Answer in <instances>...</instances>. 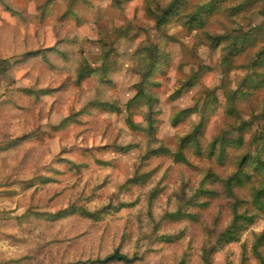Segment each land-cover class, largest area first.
I'll return each mask as SVG.
<instances>
[{
	"label": "rangeland",
	"instance_id": "1",
	"mask_svg": "<svg viewBox=\"0 0 264 264\" xmlns=\"http://www.w3.org/2000/svg\"><path fill=\"white\" fill-rule=\"evenodd\" d=\"M170 1L130 0L116 6L112 0H0V60L11 70L0 73V264H89L116 250L138 253L140 259L132 264H204L201 249L211 253L210 264H238L241 247L249 251L253 236L264 232V212L251 198L252 187L264 181V171L256 164L246 172L250 181L234 189L238 209L256 218L238 243L216 247L229 219L231 199L223 192L222 180L234 171L232 164L192 154L189 167L152 158L146 166L151 169L149 180L133 184L138 149L124 152L113 146L121 144L118 131L127 141L141 140L127 127L128 114L124 108L118 115L85 110L95 96H116L125 104L134 95L141 79L133 70V53L148 41L170 54V67L157 78L153 93L160 111L156 136L166 147L172 149L177 136L186 134L200 117L194 114L173 124L174 114L191 107L200 110L205 98L220 111L230 99L241 106L243 116L264 113L261 88L249 94L242 84L250 73L241 66L245 56L237 62L228 59L223 46L213 48L199 29L188 31L175 20L162 31L155 29L146 8ZM198 5L200 0H187L181 11L193 12ZM256 11L257 5L249 28L260 26ZM223 22L214 16L211 34H222ZM104 44L114 51L103 65ZM82 59L101 74L86 73L77 81ZM187 80L192 87L174 97ZM239 87L246 97L236 92ZM145 109L143 104L135 106V123H142ZM219 120L208 117V136ZM239 152L230 151L229 157ZM206 175L211 176L204 179ZM183 186L207 207L195 210L197 222L162 225V233L184 229L180 240L152 245V225L148 227L145 218L150 191L159 190L152 213L160 218L175 212ZM122 203L132 206L124 208ZM147 210L150 218L148 205ZM247 257V264H259L251 253Z\"/></svg>",
	"mask_w": 264,
	"mask_h": 264
},
{
	"label": "trees",
	"instance_id": "2",
	"mask_svg": "<svg viewBox=\"0 0 264 264\" xmlns=\"http://www.w3.org/2000/svg\"><path fill=\"white\" fill-rule=\"evenodd\" d=\"M116 6L130 0H112ZM227 3H231L228 4ZM187 0H171L169 3L159 5L155 8H146L148 17L154 24L157 31H162L165 24L171 20H175L180 25L188 30L194 31L199 29L200 36L206 40L213 48L223 46L228 59L232 58L236 62L239 56H245L246 60L241 65L242 68L248 70L249 76L243 81V87L247 89L249 94L253 89L261 88L260 92L264 93V0H200V5L196 6L193 12L181 11L186 7ZM257 5L256 15L261 19L260 26L257 28H249L250 21L252 22L254 14L252 13L254 6ZM214 16L223 19L224 31L222 34H211L209 31L210 23ZM228 18H227V17ZM241 23H245L244 26ZM245 28V29H244ZM166 38H172L165 35ZM106 44L103 47V54L100 57L101 64H106L109 60L112 47L106 49ZM254 53L251 57L248 56L250 51ZM5 60H0V73H11L10 69H4L7 66ZM239 69V63L235 65ZM170 67V54L167 51L161 50L156 45L148 41L139 43L133 53V70L140 76L141 81L134 86V95L125 103L121 104L117 97L101 95L93 97L86 105L85 110H96L108 114L118 115L122 109L128 114L126 125L132 133L141 136L140 141H127L123 137L122 132L118 131L116 139L121 142L114 144L115 149L127 152L137 148L139 151L138 166L133 175L131 183L145 184L151 177V169L146 168L147 162L152 158L164 157L168 159L170 164L190 165L189 154L214 160L217 164L231 163L234 171L222 180L223 192L231 199L229 205V219L225 222L224 227L218 233L216 239V247L238 243L240 237L246 229L253 224L256 216L247 214L245 211L238 209V199L235 196L234 189L244 183H248L256 164L264 171V113L260 115L249 114L243 116L241 114V106L230 99H227L223 108L220 111L213 101L208 98L202 103L200 110L197 107L186 108L177 111L172 117L173 124H176L181 119L187 118L194 114H199L198 120L186 131V134L177 136L175 145L172 149L166 147L163 140L156 136L158 127L159 109H156L157 102L153 93L158 88L157 78L166 74ZM244 70V71H245ZM86 73H93L97 76L101 74L98 69L92 70L85 59L79 63L77 81H82ZM191 80L185 81L175 96L184 93L188 88L192 87ZM114 85H110L113 88ZM243 97H246V91L242 87L236 91ZM111 98V99H110ZM143 104L146 106L141 124L135 123L131 116L136 105ZM240 110V111H239ZM220 116L221 120L217 125H213L210 129H214L212 135L208 136L207 119ZM221 122V125H219ZM249 135V136H247ZM240 150L235 157H229L230 151ZM252 161V165L247 167ZM168 168L162 170V174L166 173ZM211 175H206L204 179ZM258 178L259 175L255 174ZM180 183L183 179L179 178ZM251 196L254 206L264 212V181L261 185L252 187ZM159 190L154 188L150 191L147 198L145 218L147 225H152V245L162 242L171 244L180 240L185 233V230H178L174 233H162L160 229L165 222H197L198 213L195 210H205L207 203L200 201L199 195L195 192H186L183 186L182 192L177 196L178 207L173 213H166L160 218H155L152 213V203L158 196ZM147 205L151 208V213L148 218ZM124 208L131 207L132 203H122ZM194 210V211H191ZM216 221H219L215 217ZM149 231V230H148ZM147 232L143 233V239H146ZM258 261L259 264H264V232L253 236L252 244L249 251L245 246L241 247L239 253V263L247 264V253ZM210 254L207 250H200V259L204 264H210ZM140 257L138 253H120L117 250L102 257L87 261L89 264H109L123 263L132 264L137 262Z\"/></svg>",
	"mask_w": 264,
	"mask_h": 264
}]
</instances>
